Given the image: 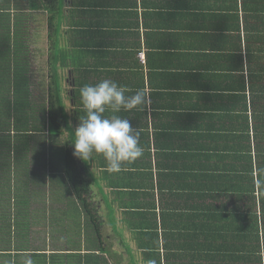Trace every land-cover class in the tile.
<instances>
[{
    "label": "trees",
    "instance_id": "obj_1",
    "mask_svg": "<svg viewBox=\"0 0 264 264\" xmlns=\"http://www.w3.org/2000/svg\"><path fill=\"white\" fill-rule=\"evenodd\" d=\"M140 7L0 0V264H139L111 245L103 207L114 204L142 264H264V0H229L205 36L223 62L205 75L187 69L186 84L160 91L153 81L175 49L186 51L151 40L142 62ZM38 40L48 45L42 75ZM102 79L143 90V109L121 115L154 127L141 131L143 156L118 174L103 159L75 158L63 134L83 115L79 88ZM38 225L53 238L43 246L30 241Z\"/></svg>",
    "mask_w": 264,
    "mask_h": 264
},
{
    "label": "crops",
    "instance_id": "obj_2",
    "mask_svg": "<svg viewBox=\"0 0 264 264\" xmlns=\"http://www.w3.org/2000/svg\"><path fill=\"white\" fill-rule=\"evenodd\" d=\"M139 3H141L140 20L141 23L143 22L141 24V34L147 39L141 52L145 57L142 62L145 63L146 61L149 51L147 45L151 43V40L162 44L177 41L180 42L177 46H182L180 50L186 51V54L180 55L176 51L177 49L174 50L172 60L167 64L166 75L163 78L158 76L153 81L157 83L154 89L160 91L167 89L168 84L173 87L178 84H186L185 77L188 76H185V72L188 71L187 69H202L205 75L211 64L223 62V59L221 57L217 58L215 54L221 52L218 49L220 47L218 44L214 46L217 48L205 46L206 44L213 45L216 43L214 37H207L208 39H206L205 36L212 33L215 23L222 22L228 16L229 0H139ZM143 40L142 43H144ZM194 45L201 46V50L197 49L196 52L187 53L193 51L191 47ZM220 45H222V42H220ZM163 68L164 66L159 68L158 71L160 72ZM149 70L147 75L144 73L147 86L152 82ZM138 128L148 134H152L154 131V127L151 126ZM150 164L154 167V162ZM145 176L150 177L149 174H145ZM156 197L158 200L160 199L159 195ZM128 200L127 198L126 201ZM150 200V198H147L144 202ZM157 214L159 217V210ZM103 215L105 216L107 233L114 235V240H110L111 245L119 248L123 254H127L126 259L131 261V258H133L136 263L142 264V254L139 252L136 242L133 241L134 235L128 227L125 210L114 204L112 211L103 207ZM158 220L160 219L158 218ZM130 254L134 255L135 258ZM125 264H129V262L126 261Z\"/></svg>",
    "mask_w": 264,
    "mask_h": 264
},
{
    "label": "clouds",
    "instance_id": "obj_3",
    "mask_svg": "<svg viewBox=\"0 0 264 264\" xmlns=\"http://www.w3.org/2000/svg\"><path fill=\"white\" fill-rule=\"evenodd\" d=\"M78 91L83 115L79 116L73 134L63 132L71 141L73 156L85 163L103 159L107 173H121L143 156L141 129L121 115L143 109V90L129 94L128 88L111 79H102L96 84H85ZM27 264L33 262L28 260ZM146 264L158 262L148 258Z\"/></svg>",
    "mask_w": 264,
    "mask_h": 264
},
{
    "label": "rangeland",
    "instance_id": "obj_4",
    "mask_svg": "<svg viewBox=\"0 0 264 264\" xmlns=\"http://www.w3.org/2000/svg\"><path fill=\"white\" fill-rule=\"evenodd\" d=\"M46 43H47L46 41H40V40H38L37 43L36 42L34 43V46L36 44L38 46H42V53H41V51H39L38 47H36L38 55H36V53H35V50H34L35 48L34 47L32 48V61H33V63L36 61V65H35L36 68H37V61H39V60L43 61L44 57L47 58L46 49H48V45H46ZM44 70H45L44 67L39 66L36 69L35 73L36 74L38 73V75H42L45 72ZM65 72H66L65 70H60L61 75L65 76ZM68 105H69V107H71V103H68ZM43 191L45 193V190H43ZM46 192L48 193V191H46ZM39 226L40 225L36 226L38 228L35 227L36 229L33 230V232L31 233L30 241L35 245L43 246L45 242L47 243L48 241H52L53 238L51 236H48L47 241H45L43 227L42 226L39 227ZM32 229H34V227ZM128 237H129V235H128ZM32 247L33 246H31V248ZM32 249H34V248H32ZM131 256L135 258L134 255H131Z\"/></svg>",
    "mask_w": 264,
    "mask_h": 264
}]
</instances>
